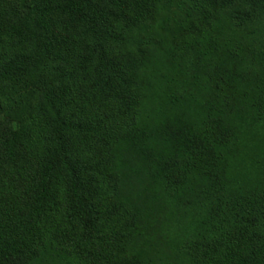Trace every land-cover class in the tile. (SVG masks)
<instances>
[{"label": "trees", "instance_id": "trees-1", "mask_svg": "<svg viewBox=\"0 0 264 264\" xmlns=\"http://www.w3.org/2000/svg\"><path fill=\"white\" fill-rule=\"evenodd\" d=\"M0 264H264V0H0Z\"/></svg>", "mask_w": 264, "mask_h": 264}]
</instances>
